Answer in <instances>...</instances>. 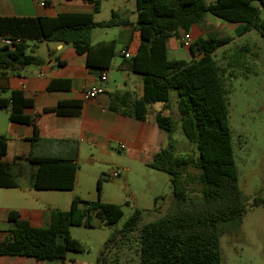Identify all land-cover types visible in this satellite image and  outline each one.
Instances as JSON below:
<instances>
[{
    "label": "trees",
    "instance_id": "16d2710c",
    "mask_svg": "<svg viewBox=\"0 0 264 264\" xmlns=\"http://www.w3.org/2000/svg\"><path fill=\"white\" fill-rule=\"evenodd\" d=\"M48 5L51 0H41ZM99 11L98 0H84ZM257 1L264 8V0H136V21L139 33L136 53L123 57L124 67L143 77L144 93L134 101L133 112L137 120L144 121L149 107L155 103L169 105L170 91L177 96V107L185 137L196 144V160L178 158L169 146L154 155L149 168L170 177L172 204L162 217L140 223L136 210L121 229H113L102 246L94 264H110V254L127 244L134 236L139 243V264H222L220 238L238 227L247 211V199L238 185V171L231 144L226 92L223 72L212 59L220 48L231 43L230 38L210 36L199 38L190 45V53L199 58L191 62L169 60L166 41H178L192 26L204 22L211 14L228 23H239L244 34L254 29L264 38V20L253 5ZM131 24L117 11L110 19L94 21L92 14L62 13L55 17H0V109H7L9 121L33 125L34 117L23 113L31 108L32 100L21 91L1 95L7 75L19 68L39 66L41 60L33 55L30 43H62L70 45L78 55L86 56V65L92 71L104 73L116 56L115 42H91L94 29H107ZM183 33V35H180ZM123 53L128 54L127 48ZM220 74H222L220 76ZM79 102H59L52 112L58 116H77ZM156 126L167 133L173 130L170 117L157 113ZM37 138V130H34ZM6 138L0 135V189H15L17 179L31 170L30 187L36 191H72L75 186L77 161L68 158H26L27 165L6 164ZM200 171L196 180L185 179L186 168ZM103 177L97 181L100 193ZM195 183L197 194L185 191L187 183ZM264 205L257 196L253 206ZM121 208L100 201H82L74 197L69 211L53 210L46 228H32L21 220L17 211H10L8 221L13 225L8 237L0 242V256H25L36 261L65 259L67 253H84V246L70 235L71 227H92L93 219L111 228L122 218Z\"/></svg>",
    "mask_w": 264,
    "mask_h": 264
},
{
    "label": "crops",
    "instance_id": "0c3cea01",
    "mask_svg": "<svg viewBox=\"0 0 264 264\" xmlns=\"http://www.w3.org/2000/svg\"><path fill=\"white\" fill-rule=\"evenodd\" d=\"M133 5L136 9V0H133ZM23 8V4L14 5L12 0H0V17H55L62 13H84L92 14L96 22H103L97 19L100 3L99 11L95 12L93 4L84 0H51L48 5H43L41 0H30L25 11H22ZM117 12L124 18H128L131 24L107 28L112 36L109 41L115 42V52L117 44L122 45L123 48L116 52L110 67L104 73L90 70L86 65V56L78 55L70 45L30 43L33 55L40 58L41 64L19 68L8 74L1 94H6L4 97H8L11 91H21L26 99L33 102L32 107L24 109L23 113L34 117L35 121L33 125L9 121L10 124L4 133L0 134L7 141V151L3 159L6 164L26 166V158L29 156L68 158L77 161L82 148H88L90 152H93L90 154L91 160H94L97 155L108 156L111 150H117L127 152L130 159L149 167L154 155L170 146V143H167L166 147L157 145L160 134L153 128H148L146 121L149 116L154 119L157 113L167 116V104L151 105L144 121L137 120L134 116L132 104L143 97V77L124 67L122 53L124 48H127L130 56L136 53L139 46V33L133 25L136 15L135 18L130 19L126 9ZM212 30L215 34L211 36L230 38L232 41L244 35L242 24L228 23L209 13L205 15L202 24L192 26L187 34L190 35L192 44L199 38L210 37L207 34ZM225 30L230 32L229 36L217 35ZM43 44L45 51L41 52L39 48ZM178 47L183 48L177 39L170 38L166 41L169 60H181L169 58V52H176ZM183 49L189 54V59L183 61L191 62L199 58L197 53L191 55L189 48ZM103 74L106 80L101 82L100 77ZM98 84L101 85L104 93L95 100L84 101L82 99L84 90ZM59 102L81 103L79 115L58 116L52 112H44L46 109L55 108ZM35 128L37 138L34 137ZM31 172L28 170L25 176L17 179V188L0 189L4 192L17 193L0 194V242L8 237V232L13 227L8 221L10 211H17L20 219L32 228L48 227L52 211H61L58 207L44 208V204L30 205L31 201L37 198L31 194L33 191L29 182ZM24 178L27 182L26 187L19 184V180ZM93 222L94 219L90 228L94 227ZM72 228L74 227L70 228V235L78 240V237L73 235ZM75 255L76 253L69 252L63 261L44 262L25 256L1 255L0 264H81L77 262Z\"/></svg>",
    "mask_w": 264,
    "mask_h": 264
},
{
    "label": "rangeland",
    "instance_id": "374dc122",
    "mask_svg": "<svg viewBox=\"0 0 264 264\" xmlns=\"http://www.w3.org/2000/svg\"><path fill=\"white\" fill-rule=\"evenodd\" d=\"M98 1L99 21L108 20L111 11H125V9L130 19L135 18L136 9L133 0ZM204 1L209 4L214 0ZM12 2L14 5L23 4L22 11H25L30 0H12ZM253 5L258 8L260 18L264 20V8L257 1H254ZM93 32L92 44L112 39L111 31L107 29ZM213 34L215 31L212 30L207 35ZM217 35L225 37L229 36L230 32L225 30ZM122 48V45L117 44L116 52L118 53ZM39 51H45L44 44ZM169 58L187 60L189 54L185 49L178 47L176 52H169ZM212 59L220 73L223 72L222 82L226 92L238 185L247 199V211L239 226L230 234L220 238L221 262L222 264H264V205L253 206L255 197L264 198V38L251 29L218 49L212 55ZM167 113L173 124L171 133L158 129L152 117L149 116L146 120L148 128H153L160 134L157 145L166 147L167 143H170L176 157L189 161L196 160L197 146L190 142L182 131L177 96L174 91H170ZM8 116L7 110L0 109V134L4 133L10 124ZM91 153L93 152L88 148H82L77 159L78 169L72 191H31V194L37 197L36 200L34 199L36 202L31 201V206L44 204V208L58 207L61 211H69L72 199L78 197L82 201H100L121 208L123 216L111 228L100 225L98 219H94L93 228H72L73 235L78 237L85 248L84 253L75 255V259L81 264H94L112 230L121 229L134 211H140L139 225L142 226L164 216L172 204V187L167 174L130 159L125 151L111 150L110 155H97L94 160L90 158ZM113 172L118 173V177L111 178ZM199 173L200 171L191 163L186 168L183 178H191L195 181ZM101 177L103 180L99 193L97 181ZM19 184L26 187L25 178L20 179ZM186 187L184 189L187 194H197V186L194 182L187 183ZM0 194L17 193L0 191ZM138 254L139 243L134 236L127 244L111 252L110 264H139Z\"/></svg>",
    "mask_w": 264,
    "mask_h": 264
},
{
    "label": "built area",
    "instance_id": "2783aa9c",
    "mask_svg": "<svg viewBox=\"0 0 264 264\" xmlns=\"http://www.w3.org/2000/svg\"><path fill=\"white\" fill-rule=\"evenodd\" d=\"M2 44L4 45H11V42L8 40H2L1 41ZM180 45L183 48H190L191 45V37L189 34H185L183 35L180 40H179ZM122 55H124L125 58H128L129 55L122 53ZM106 80L105 75H101L100 77V81L104 82ZM104 93L103 88L101 87L100 84L98 85H94L91 88H88L86 90H84L83 94H82V99L86 102L91 101V100H95L98 96L102 95ZM118 177V173L113 172L111 175V178H116Z\"/></svg>",
    "mask_w": 264,
    "mask_h": 264
}]
</instances>
